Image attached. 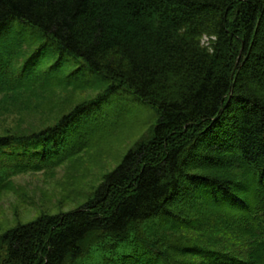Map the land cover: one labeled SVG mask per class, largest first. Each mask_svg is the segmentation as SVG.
Returning <instances> with one entry per match:
<instances>
[{
	"label": "trees",
	"instance_id": "trees-1",
	"mask_svg": "<svg viewBox=\"0 0 264 264\" xmlns=\"http://www.w3.org/2000/svg\"><path fill=\"white\" fill-rule=\"evenodd\" d=\"M23 27L44 42L18 62ZM4 33L0 91L87 87L88 73L103 90L0 135V192L102 137L121 88L157 122L85 204L3 233L0 264H264V0H0Z\"/></svg>",
	"mask_w": 264,
	"mask_h": 264
},
{
	"label": "rangeland",
	"instance_id": "rangeland-1",
	"mask_svg": "<svg viewBox=\"0 0 264 264\" xmlns=\"http://www.w3.org/2000/svg\"><path fill=\"white\" fill-rule=\"evenodd\" d=\"M23 28L27 42L20 48L19 52L23 53L17 57L18 62L44 42L36 31ZM9 34L0 35V51L5 44H11L13 34L11 38ZM13 40L17 41V38ZM16 49L18 51L19 47ZM54 50L52 48L53 53L46 56L43 61L46 64L42 67L55 63L58 55ZM66 63L65 72L76 65L70 59ZM91 75H86L92 77L87 87L0 91V135L39 130L54 124L77 104L97 98L103 90L99 85L101 78ZM120 90L118 95H113L111 103L108 101L101 106V120H106L108 126L102 137L59 164L39 170L17 171L7 179V186L0 192V236L13 226L29 223L41 215L65 213L82 206L93 197L104 176L121 162L127 151L150 138L157 122L155 110L141 103L127 89ZM217 211L209 208L203 215L214 218Z\"/></svg>",
	"mask_w": 264,
	"mask_h": 264
}]
</instances>
